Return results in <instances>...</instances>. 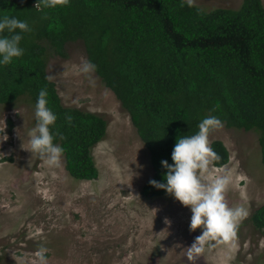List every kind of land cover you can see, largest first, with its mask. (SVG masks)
I'll list each match as a JSON object with an SVG mask.
<instances>
[{
    "label": "trees",
    "instance_id": "1",
    "mask_svg": "<svg viewBox=\"0 0 264 264\" xmlns=\"http://www.w3.org/2000/svg\"><path fill=\"white\" fill-rule=\"evenodd\" d=\"M35 3L0 0V16H16L32 28L20 42L23 55L0 66V105L10 107L21 98L35 105L39 90L47 89L48 107L57 116L50 129L63 134L54 143L63 146L64 167L72 178L98 177L92 148L107 131L102 116L65 107L47 77L48 51L65 57L66 46L75 42L127 112L149 153L150 179L162 180L166 170L160 161L172 163L177 136L196 132L208 115L219 117L227 128L255 131L264 166L261 0L208 11L188 0H62L55 8L39 10ZM211 146L220 156L212 165L225 166L230 154L224 143L213 140ZM148 181L143 196L165 194ZM250 220L264 231V204Z\"/></svg>",
    "mask_w": 264,
    "mask_h": 264
},
{
    "label": "rangeland",
    "instance_id": "2",
    "mask_svg": "<svg viewBox=\"0 0 264 264\" xmlns=\"http://www.w3.org/2000/svg\"><path fill=\"white\" fill-rule=\"evenodd\" d=\"M188 1L206 11L236 9L242 2ZM82 57L79 42L66 46L65 57L48 51L46 74L65 107L106 120V135L92 148L99 175L95 180L72 178L63 156L59 167H49L27 150L34 105L27 98L10 107L0 105V130L5 124L0 139L7 136L0 141V264H38L40 245L48 249L47 264H264V231L250 220L264 204L257 133L225 125L210 132V142L221 140L230 157L223 167L211 164L204 179L226 172L228 206L243 205L248 215L238 225L234 247L205 248L189 262L186 248L201 229L189 231L188 207L170 195H142L153 174L149 153L113 92L96 73L90 85L78 71Z\"/></svg>",
    "mask_w": 264,
    "mask_h": 264
},
{
    "label": "clouds",
    "instance_id": "3",
    "mask_svg": "<svg viewBox=\"0 0 264 264\" xmlns=\"http://www.w3.org/2000/svg\"><path fill=\"white\" fill-rule=\"evenodd\" d=\"M61 2L62 0H36L34 6L38 10L41 6L55 8ZM31 31L32 28L26 20L16 16H0V66L23 55L24 49L20 42L23 34ZM96 68L95 63L82 57L78 71L88 79L90 85H94L95 78L92 74L96 72ZM47 96V89L41 88L34 105L35 124L28 132L27 150L42 158L49 167H59L64 148L61 144L54 143V140L57 135L63 139V134L50 129L57 116L48 107ZM65 120L71 122L72 116L66 114ZM222 127L223 122L219 117L208 115L200 120L196 132L178 135L170 154L172 163L164 159L160 161L166 170L162 180L148 181L153 187L163 189L166 195L173 197L182 206L188 207L191 213L188 224L190 232L201 229L186 248V258L189 262H195L205 248L211 249L220 244L234 247L238 225L248 215V210L243 205L228 206L225 191L230 177L226 172L222 171L207 181L204 179L209 166L220 159L211 146L209 134ZM2 136L0 141L7 139L6 135ZM47 252L48 249L44 245L38 246L35 251L38 264H47Z\"/></svg>",
    "mask_w": 264,
    "mask_h": 264
}]
</instances>
